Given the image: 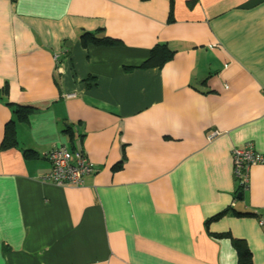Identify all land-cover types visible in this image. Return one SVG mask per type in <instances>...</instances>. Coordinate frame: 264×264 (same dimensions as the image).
I'll list each match as a JSON object with an SVG mask.
<instances>
[{
    "label": "crops",
    "instance_id": "0c3cea01",
    "mask_svg": "<svg viewBox=\"0 0 264 264\" xmlns=\"http://www.w3.org/2000/svg\"><path fill=\"white\" fill-rule=\"evenodd\" d=\"M156 43L171 58L139 67ZM4 85L0 264H237L220 233L264 264V164L238 198L230 155L264 153V0H0ZM62 144L94 168L78 187L40 179ZM228 206L253 215L207 222Z\"/></svg>",
    "mask_w": 264,
    "mask_h": 264
},
{
    "label": "built area",
    "instance_id": "2783aa9c",
    "mask_svg": "<svg viewBox=\"0 0 264 264\" xmlns=\"http://www.w3.org/2000/svg\"><path fill=\"white\" fill-rule=\"evenodd\" d=\"M217 134L216 130L206 134V140H211ZM232 173L242 188L247 187V172L251 165L264 164V153L254 150L247 142L234 146L230 152ZM44 157L50 164L49 170L40 178L41 181L59 187H78L82 185L83 177L94 171V168L82 149L67 148L64 144L53 145L44 152Z\"/></svg>",
    "mask_w": 264,
    "mask_h": 264
},
{
    "label": "trees",
    "instance_id": "16d2710c",
    "mask_svg": "<svg viewBox=\"0 0 264 264\" xmlns=\"http://www.w3.org/2000/svg\"><path fill=\"white\" fill-rule=\"evenodd\" d=\"M80 38L82 39V42L85 43L87 40L91 41L94 44H115L117 41L114 39L107 37L106 35H98L97 31H84L80 34ZM173 54L172 49H170L166 44L164 43H156L149 51V54L147 58L139 65V67L142 68H148V67H157L160 68L167 60L171 58ZM7 94V87L6 85L2 86L0 88V99L7 100L6 99ZM13 105V111L15 114L16 121H24L28 114L33 110L31 106L27 105H17V104H11ZM14 121L13 119H10L4 124L3 129V135L2 139L0 141V148L1 149H7L10 147H16V137H15V128H14ZM24 155L28 154H34L31 150H24ZM120 166V162L115 163L113 166V169H116ZM237 186L235 189V192L238 193L242 188L241 184L237 180ZM230 212L232 215L239 216V215H253L252 212H238L233 207H226L223 210L219 211L218 213L214 214L213 216L209 217L207 222L211 220H215L221 215H223L225 212ZM217 236H227L229 237L231 241L232 247H234V250L237 254V264H252V258H251V252L246 245L245 241L240 238L232 237L228 233H220L217 234Z\"/></svg>",
    "mask_w": 264,
    "mask_h": 264
},
{
    "label": "water",
    "instance_id": "95a60500",
    "mask_svg": "<svg viewBox=\"0 0 264 264\" xmlns=\"http://www.w3.org/2000/svg\"><path fill=\"white\" fill-rule=\"evenodd\" d=\"M236 196L239 198V197H240V194H239V193H237V194H236Z\"/></svg>",
    "mask_w": 264,
    "mask_h": 264
}]
</instances>
